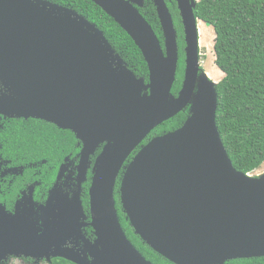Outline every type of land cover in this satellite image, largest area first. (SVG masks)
<instances>
[{
    "label": "water",
    "instance_id": "water-1",
    "mask_svg": "<svg viewBox=\"0 0 264 264\" xmlns=\"http://www.w3.org/2000/svg\"><path fill=\"white\" fill-rule=\"evenodd\" d=\"M132 37L149 67L138 77L104 32L72 9L40 0H0V114L41 119L83 142L97 157L90 188L89 256L63 247L73 226L41 232L31 215L0 217V264L9 256L63 257L76 264H154L128 238L115 199L136 235L174 264H227L264 256V175L238 171L217 125L218 82L199 75L196 0H177L186 35V69L176 96L177 32L157 0L166 51L128 0H91ZM212 26L211 22H206ZM189 107L184 124L142 142ZM141 149L125 164L129 156ZM79 208L71 217L84 213ZM68 220H66V223Z\"/></svg>",
    "mask_w": 264,
    "mask_h": 264
},
{
    "label": "trees",
    "instance_id": "trees-1",
    "mask_svg": "<svg viewBox=\"0 0 264 264\" xmlns=\"http://www.w3.org/2000/svg\"><path fill=\"white\" fill-rule=\"evenodd\" d=\"M67 3L75 6L90 20L96 21L129 68L138 77H145L148 81L149 67L142 51L111 16L89 0H68ZM195 15L204 22H211L214 27L215 61L225 74L217 84V125L222 140L235 168L240 172L253 173L264 163V0H200ZM146 18L163 43L161 23L153 6L149 7ZM174 18L182 50L185 42L178 11H175ZM183 67L182 61L172 89L175 95L182 87ZM188 116L187 108L156 127L148 137L152 139L180 128ZM32 120L28 128L19 129L32 147H40L46 140L52 144L57 142L53 133L57 129L55 124ZM58 136L74 138L70 130L64 136L62 133ZM146 139L143 143L147 142ZM121 177L116 184L115 199L128 238L154 264H174L156 253L135 234L120 202ZM53 264L76 263L55 258ZM227 264H264V256L231 260Z\"/></svg>",
    "mask_w": 264,
    "mask_h": 264
},
{
    "label": "flooded vegetation",
    "instance_id": "flooded-vegetation-1",
    "mask_svg": "<svg viewBox=\"0 0 264 264\" xmlns=\"http://www.w3.org/2000/svg\"><path fill=\"white\" fill-rule=\"evenodd\" d=\"M40 1L47 2L49 5L51 4L53 6H61L72 9L102 30L96 21L90 20L82 12L76 10L75 6L67 3L68 0ZM128 1H130L139 10L146 20L149 7L153 6L160 20L156 4L157 0ZM164 2L166 3V6L172 16L174 27L177 32L179 54L177 74L180 72V65L183 61L184 81L187 43L181 11L177 0H164ZM175 11H178L182 22V32L184 34L185 42L182 50L180 45L179 30L176 27V21L174 18ZM161 28L164 35L162 24ZM160 42L163 50L166 51L165 36L163 43L161 40ZM202 56L200 44L199 75L202 72H205L203 63L204 60ZM125 63L127 64L126 61ZM1 87L2 85H0V88ZM179 91L176 93V96L179 94ZM187 108L190 109L189 107ZM32 119L36 118L11 117L0 114V217L6 220L9 216H13L17 213L22 215L24 218H29L33 215L32 217L39 221V227L42 229L41 232H45L48 229V225L56 230L61 229V226L63 225L73 226L74 236L63 242V247L74 251H80L82 254L89 256L86 251V241L89 240L90 242H94L96 239L94 229L90 224V188L93 182L94 167L97 157L103 151L106 143L100 144L94 153L89 155L88 160L83 163V142L73 131L74 138L59 137L58 135H61L62 133V136H64L69 130L60 128L56 125L57 129L53 130V133H55L57 137L55 138L57 141L55 144L49 143V141L46 140L42 146L32 147L24 135L19 132V129L28 128L33 123ZM146 140L148 142L151 139L147 136ZM143 142L142 144L147 143ZM140 149L141 145L136 149L137 151H135L138 152ZM135 155H133V157ZM127 163L128 162L125 164ZM123 172L124 169L121 170L120 175H122ZM78 202H80L84 213L77 212V217H71V215H73V210L79 208ZM66 220H68L67 223ZM55 258L63 257L52 256L51 260H35L31 257L11 255L3 262V264H7L9 262L11 263L14 259L21 261L22 264H53Z\"/></svg>",
    "mask_w": 264,
    "mask_h": 264
},
{
    "label": "rangeland",
    "instance_id": "rangeland-1",
    "mask_svg": "<svg viewBox=\"0 0 264 264\" xmlns=\"http://www.w3.org/2000/svg\"><path fill=\"white\" fill-rule=\"evenodd\" d=\"M199 1V0H196ZM200 44L204 63V69L208 75L216 82H220L224 77V72L216 64L214 50L216 33L213 26H208L203 21H199ZM215 74V75H214ZM213 76V77H212ZM254 176L264 175V163L260 168L252 173ZM7 264H22L21 261L13 260Z\"/></svg>",
    "mask_w": 264,
    "mask_h": 264
},
{
    "label": "bare ground",
    "instance_id": "bare-ground-1",
    "mask_svg": "<svg viewBox=\"0 0 264 264\" xmlns=\"http://www.w3.org/2000/svg\"><path fill=\"white\" fill-rule=\"evenodd\" d=\"M215 75V74H214ZM213 77V76H212Z\"/></svg>",
    "mask_w": 264,
    "mask_h": 264
}]
</instances>
